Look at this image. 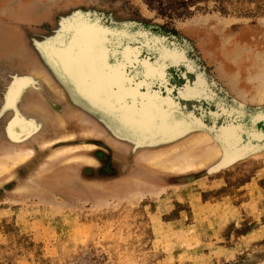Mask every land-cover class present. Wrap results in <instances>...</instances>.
Wrapping results in <instances>:
<instances>
[{"label": "rangeland", "instance_id": "rangeland-1", "mask_svg": "<svg viewBox=\"0 0 264 264\" xmlns=\"http://www.w3.org/2000/svg\"><path fill=\"white\" fill-rule=\"evenodd\" d=\"M218 25L222 30L216 31ZM246 30L255 32L256 44L264 46V0H0V150L9 140L31 133L29 122L36 126L33 117L21 119L17 113L43 94L31 71H41L63 85L75 101L82 99L73 78L74 64L85 35L94 31L107 34L113 65L125 47L156 60L144 46L146 40L174 52L179 60L173 63L189 70L185 83L191 94L179 101L170 97L171 114L194 112L206 124L214 123L222 116L216 118L210 111L217 108L221 114V107L235 101L227 91V79L217 71L213 40L239 37ZM169 62L155 63L167 74ZM142 73L138 65L129 77ZM26 77L29 85L19 103L14 109L4 108L3 97L11 84ZM165 80L152 78L148 84L151 89L157 84L170 88ZM174 83L180 87L182 80ZM160 94L168 93L160 90ZM124 102L128 105L129 99ZM81 106L103 123L107 132L103 134L111 140L36 149L11 179L0 181V264H264V155L227 152L211 168L196 169L189 176L156 175V187L136 190L141 194L125 190L123 184L91 190L87 181L110 184L122 172H140L138 156L150 150L142 146L164 135V130L157 125L136 133L125 131L89 104ZM240 106L251 113L236 110L232 119L247 139L250 118L264 108ZM49 107L62 109L59 104ZM70 108L79 111L76 105ZM172 115L171 124L179 121ZM9 118L21 120L13 132ZM84 145L92 146L88 153L93 165L64 161ZM54 151L60 155L55 161L64 162L59 165L69 183L34 178L37 165L46 160L42 162L46 168L52 162L46 157ZM24 180L32 184L27 188ZM18 186L21 192H16Z\"/></svg>", "mask_w": 264, "mask_h": 264}, {"label": "bare ground", "instance_id": "bare-ground-1", "mask_svg": "<svg viewBox=\"0 0 264 264\" xmlns=\"http://www.w3.org/2000/svg\"><path fill=\"white\" fill-rule=\"evenodd\" d=\"M215 29L216 31L222 30V26H215ZM254 33L246 30L239 37L228 35L227 38L221 36L218 38L217 36L213 40L212 52L217 58V71L221 77L227 79V91L233 95L236 103L221 107V114H218L217 108L210 111L216 118L222 116L219 120L210 124L203 122L200 115H195L194 112L185 114L173 112L172 114H175L179 121L171 124L169 119L172 114L171 107L168 104L169 99L161 96L160 90L168 93L166 95H170L174 89L157 84L152 90L148 84L152 78L155 80L166 79L167 74H162L160 71L162 66L155 63L156 61H151L147 55L140 53L137 48L128 46L122 52L120 51L118 61L113 65L110 63V50L106 47V43H109L107 34L101 31L87 33L82 42L81 56L79 59H75L73 72L77 92L82 99L75 101L63 85L49 80L41 71H31V77L38 80L37 85L40 89H43V94H39L34 102L24 104L22 108L18 109L17 113L21 119L29 120L33 117L32 122L36 126L34 125L33 128L32 123L29 122L32 128L29 134L27 129L19 127L22 132H27L28 135L23 138L15 137L16 139L9 140L5 143L8 145L0 150V181L11 179L19 168L34 156L36 149L39 150L55 144H76L78 142L95 144L100 139L106 141L110 139L103 134H107L103 123L94 119L81 104L85 106L89 104L105 116H110L114 120L113 124L125 131L136 133L142 128L155 129L157 125L163 127L162 130H164V135L161 134L152 141L144 143L150 145L142 146V148H149L150 152L147 151V154L138 156L139 162L137 160V163L140 166V172H122L118 175L117 180L110 184L108 182L107 184L105 182L87 181V186L91 190L104 191L107 186L115 189L120 184H123L125 190L129 192L139 191L142 187L150 190L156 187L153 181L156 175L157 177L163 175L189 176L187 174L196 169L211 168L214 162L222 159L227 152L237 151L236 154L242 152L243 155L249 157L263 156L264 110H259L254 118H250L247 127V139L243 138L240 133L237 121L232 119V115L237 112L236 110L251 113L246 108H242L241 104L252 105L257 109L264 108V46L256 44L255 38L257 36L255 37ZM144 42H146L144 46H149L156 55V60L161 59L164 62L169 60L171 63L176 59L179 60L174 52L171 54L158 42L152 40ZM138 65H142L143 73L136 78L129 77V71ZM105 69L106 72H104ZM28 85L29 78L27 77L14 81L3 97V107L14 109L19 103L23 89L27 88ZM187 93L190 96V90ZM125 98L129 99L128 105H125ZM49 101L54 105H61L62 109L58 112L52 110L49 107ZM70 104L76 105L79 111H72ZM10 121L12 119L9 118L7 124ZM19 123H21V120L15 118L9 124L12 132L13 127ZM167 125L169 129H166ZM114 143L118 142L115 141ZM80 147L84 149L75 152L76 154L70 155L64 161L70 162V165H82V167L93 165L95 160L90 156L91 153H88L89 148L92 146L84 145ZM158 147L163 148L159 149ZM56 151L46 157L52 160L46 165V168L42 163L46 161L45 159H43L45 161H41L40 166L37 165L39 170L34 173V178L52 184L70 182L69 177H67L68 174H65L61 169L63 167L59 165L63 161H55L58 158L54 159L56 156L60 157L59 154H56L58 153ZM143 151L146 150L143 149ZM69 171L71 170L69 169ZM27 180L24 181L27 182ZM31 181L33 182V180ZM27 184L30 186L32 183L27 182L25 185ZM34 186L31 188H34ZM19 187L21 186L16 188V192L22 191L19 190ZM24 187L26 190V186ZM138 191L136 193H142ZM133 196L131 199H133ZM136 196L141 197V195Z\"/></svg>", "mask_w": 264, "mask_h": 264}, {"label": "flooded vegetation", "instance_id": "flooded-vegetation-1", "mask_svg": "<svg viewBox=\"0 0 264 264\" xmlns=\"http://www.w3.org/2000/svg\"><path fill=\"white\" fill-rule=\"evenodd\" d=\"M152 61H156L155 59H152ZM179 68H181L183 71H180ZM188 68H186L183 64H180L178 66H176L175 63H171L169 62L168 63V67H167V77H166V80L164 81V84L170 86V87H174V91H172V95H166L164 94V97L165 99L168 98L169 101H168V104L170 103V97L174 98L175 97V100H181L183 99L184 97H187L188 96V93L187 91L189 90V86L188 84H186V79H187V72H188ZM171 72V74H170ZM181 78H180V77ZM182 80V83H181V86L180 87H176L174 84V82H176L177 80ZM157 85H154V88L156 87ZM183 87V88H182ZM175 93V95H174ZM180 96V97H179Z\"/></svg>", "mask_w": 264, "mask_h": 264}]
</instances>
